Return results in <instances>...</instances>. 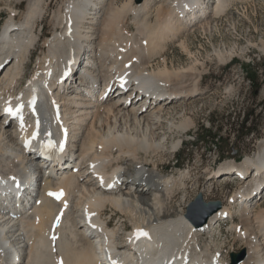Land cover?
Instances as JSON below:
<instances>
[{
  "label": "bare ground",
  "instance_id": "obj_1",
  "mask_svg": "<svg viewBox=\"0 0 264 264\" xmlns=\"http://www.w3.org/2000/svg\"><path fill=\"white\" fill-rule=\"evenodd\" d=\"M19 1L26 3L25 11L9 7L0 34V264H99L96 256L103 238L109 239V249L122 250L129 264H264V196L251 201L253 194H264V139L260 151L239 165L244 172L258 168L255 178L247 179L249 183L231 195L230 204L212 212L202 225H195L185 210L172 208L181 181L154 161L168 149L161 132L168 118L182 132L194 124L188 116L176 125L170 112L203 93L204 75L197 71V61L176 67L165 55L166 42L183 37L198 23L205 26L211 14L226 10L228 0H129L121 7L116 0H64L54 12L57 28L44 42L47 50L35 59L29 76L24 71L39 39V21L53 0ZM185 2L192 11L182 8ZM156 6L158 19L153 23ZM130 19L137 33H128ZM78 40L86 47L78 77L84 85L79 90L76 83L62 88L57 77L71 64ZM181 44L189 50L185 42ZM159 56L162 59L156 61ZM154 61L161 65L155 67ZM119 80L131 82V87L122 90ZM29 99L35 101L31 114L38 125L35 138L27 112L23 119H13L5 111L16 102L26 105ZM64 124L70 131L69 143L63 152L58 145L57 156H73L56 164L59 174L53 175L45 160L37 161L20 143L33 138L36 146L52 145ZM179 144L173 143L171 151ZM30 166L40 172L38 184L31 185L38 193L24 203L13 186ZM226 166L235 168L233 163ZM238 171L222 179L242 178ZM59 192L63 196L55 199ZM238 204L241 220L234 224V232L246 244V253L234 262L215 232L226 217L234 218ZM260 205L263 210L257 211ZM109 206L134 221V229L124 228L122 241L117 239L120 229L104 218ZM141 228L149 237L138 236ZM205 234L209 242L202 240ZM53 235L59 240L57 250ZM128 240L127 247L123 242ZM52 249L60 257H51ZM14 254L22 255L19 263L8 261Z\"/></svg>",
  "mask_w": 264,
  "mask_h": 264
},
{
  "label": "rangeland",
  "instance_id": "obj_2",
  "mask_svg": "<svg viewBox=\"0 0 264 264\" xmlns=\"http://www.w3.org/2000/svg\"><path fill=\"white\" fill-rule=\"evenodd\" d=\"M53 1L45 17L39 21V39L30 55L31 60L26 65L25 75L31 74L34 69L33 62L41 57L43 50H47L45 40H48L57 28L53 22L54 12L64 0ZM127 2L129 0H116L119 7ZM157 2L159 6L161 1ZM157 6L151 17L153 23L158 19ZM186 6L192 11V6L186 2L182 8ZM203 6H207V3L205 2ZM227 6L221 14H211L205 26L203 23H198L191 32L189 30L190 33L186 32L183 37L176 40L172 37L166 42L165 55L169 62H173L176 67H189L197 61L195 67L204 75L200 85L203 93L192 102L179 103L175 112H170L169 115L176 125L188 116L193 118L194 124L186 132H182L172 127V121L168 120L171 118H168L161 130L163 136L165 135L168 149L154 157L159 169L173 173L180 179L182 186H185L183 188L180 185L171 206L173 209L185 210L190 220L189 215L194 214L200 218L205 215L203 205L196 206L194 212L193 209L190 210L199 195L205 203L219 202L223 207L230 204L231 195L249 183L247 179L252 181L255 178L254 174L258 168L249 167L244 172L239 165L243 160L255 156L260 151L264 139V0H228ZM9 7H16L22 12L26 9V3L19 0H0V34L4 31L3 24L9 18ZM132 23L133 20L130 19L126 24L129 34L138 31L137 26ZM182 42H185L191 53L183 47ZM219 50L221 56L218 54ZM158 59L161 60L162 56L156 61H159ZM156 61H154L155 67L160 66L161 63ZM25 75L20 82L24 81ZM250 76L254 79L253 83L252 79H249ZM96 93L100 94V90L98 89ZM245 111L255 112L254 122L260 126L259 136L256 133L249 137L239 136L237 130ZM212 119L217 120L216 125L222 126L221 138L219 141L211 138L203 141L201 139L206 128H214L216 131V127L211 123ZM174 141H180V144L176 151H171ZM99 149L100 146L97 150ZM230 163H233L235 168L224 169V166ZM237 171L242 172V178H238L239 175L236 174L238 177L232 180L222 179L227 173L235 175ZM261 189L264 192V187ZM253 196L252 203L255 199L260 201L264 194L258 197L253 194ZM262 206L264 207V204ZM263 207L258 206L257 211L263 210ZM239 209L238 204L236 209L233 208L234 218L228 219L221 230L215 232L218 241L220 240L219 244L223 246L231 260L233 253L239 254L246 249L244 241L234 232V224L241 220ZM104 218H111L110 225L120 229V237H117L119 241L123 240L122 236L126 231L134 229L131 216L121 214L110 206L106 209ZM54 237L51 242H55L53 244L55 247L53 245L51 247L57 250L59 240ZM201 238L209 242L206 234ZM48 251L52 254L51 257H60L59 251L56 252L54 249Z\"/></svg>",
  "mask_w": 264,
  "mask_h": 264
},
{
  "label": "trees",
  "instance_id": "obj_3",
  "mask_svg": "<svg viewBox=\"0 0 264 264\" xmlns=\"http://www.w3.org/2000/svg\"><path fill=\"white\" fill-rule=\"evenodd\" d=\"M247 75L249 73L247 72ZM252 83L254 82V79L250 76L249 78ZM254 111H245L244 116L242 118V121L239 123L238 127V134L239 136L249 137L250 135L256 133L258 136L260 135L259 130V124H256L254 122ZM217 120L212 119L211 123L216 127V131H214V128H206V131H204L203 138L201 140L206 141L208 139L219 141L221 138L220 132L222 130V126L220 124L216 125ZM205 129V128H204Z\"/></svg>",
  "mask_w": 264,
  "mask_h": 264
},
{
  "label": "water",
  "instance_id": "obj_4",
  "mask_svg": "<svg viewBox=\"0 0 264 264\" xmlns=\"http://www.w3.org/2000/svg\"><path fill=\"white\" fill-rule=\"evenodd\" d=\"M198 205H203V206H205L204 209H207V207H209V206H211V208H210L209 211H208L207 213H205V215H204L203 217H201V218H200V217H196V216H194V214L190 215L191 221H192L195 225H202V224H204V223L206 222L208 216H209L212 212L218 210V209L221 207V205H220L219 202L205 203V202L203 201L201 195H199L197 201L194 202V203L192 204L190 210L192 211V209H193L192 212H194L195 207L198 206ZM244 255H245V251H244V250H243L241 253H239V254H238V253H233V254H232V259H233L234 262H237V261L241 260V259L244 257Z\"/></svg>",
  "mask_w": 264,
  "mask_h": 264
},
{
  "label": "snow or ice",
  "instance_id": "obj_5",
  "mask_svg": "<svg viewBox=\"0 0 264 264\" xmlns=\"http://www.w3.org/2000/svg\"><path fill=\"white\" fill-rule=\"evenodd\" d=\"M20 107H22V106H18L15 111L11 107H8L5 109V111L8 112L9 114L16 115L20 111ZM21 119H22V117H21ZM38 134H39V131H38V127H37V132L33 133V138H35ZM55 195H62V193L61 194H55Z\"/></svg>",
  "mask_w": 264,
  "mask_h": 264
}]
</instances>
